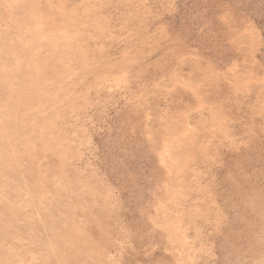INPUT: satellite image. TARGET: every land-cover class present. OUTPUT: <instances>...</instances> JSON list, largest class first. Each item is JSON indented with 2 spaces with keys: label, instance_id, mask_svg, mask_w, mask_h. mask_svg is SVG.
I'll return each mask as SVG.
<instances>
[{
  "label": "rangeland",
  "instance_id": "rangeland-1",
  "mask_svg": "<svg viewBox=\"0 0 264 264\" xmlns=\"http://www.w3.org/2000/svg\"><path fill=\"white\" fill-rule=\"evenodd\" d=\"M0 264H264V0H0Z\"/></svg>",
  "mask_w": 264,
  "mask_h": 264
}]
</instances>
